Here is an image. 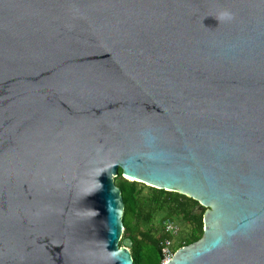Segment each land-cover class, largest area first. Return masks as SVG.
Masks as SVG:
<instances>
[{
	"label": "water",
	"instance_id": "1",
	"mask_svg": "<svg viewBox=\"0 0 264 264\" xmlns=\"http://www.w3.org/2000/svg\"><path fill=\"white\" fill-rule=\"evenodd\" d=\"M119 169L264 264V0H0V264H134Z\"/></svg>",
	"mask_w": 264,
	"mask_h": 264
},
{
	"label": "trees",
	"instance_id": "2",
	"mask_svg": "<svg viewBox=\"0 0 264 264\" xmlns=\"http://www.w3.org/2000/svg\"><path fill=\"white\" fill-rule=\"evenodd\" d=\"M124 203L122 239H130L134 264H162V242L172 240V249L199 239L203 232L202 211L186 195L158 189L124 178L121 169L114 178ZM179 225L176 235L164 231L162 221ZM121 243V242H120Z\"/></svg>",
	"mask_w": 264,
	"mask_h": 264
},
{
	"label": "built area",
	"instance_id": "3",
	"mask_svg": "<svg viewBox=\"0 0 264 264\" xmlns=\"http://www.w3.org/2000/svg\"><path fill=\"white\" fill-rule=\"evenodd\" d=\"M162 225L164 231H166L167 233H171L172 235H176L179 231L178 225L170 219H164L162 221ZM173 252L174 251L172 249V240L170 238H165L161 246V253L163 255L162 263L170 259L173 255Z\"/></svg>",
	"mask_w": 264,
	"mask_h": 264
},
{
	"label": "rangeland",
	"instance_id": "4",
	"mask_svg": "<svg viewBox=\"0 0 264 264\" xmlns=\"http://www.w3.org/2000/svg\"><path fill=\"white\" fill-rule=\"evenodd\" d=\"M178 228H179V225H178ZM179 231H180V228H179Z\"/></svg>",
	"mask_w": 264,
	"mask_h": 264
}]
</instances>
